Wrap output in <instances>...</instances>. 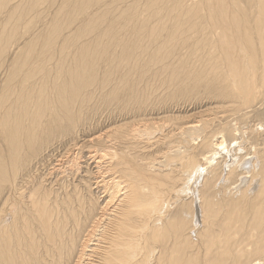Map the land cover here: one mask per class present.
I'll use <instances>...</instances> for the list:
<instances>
[{
  "label": "bare ground",
  "instance_id": "1",
  "mask_svg": "<svg viewBox=\"0 0 264 264\" xmlns=\"http://www.w3.org/2000/svg\"><path fill=\"white\" fill-rule=\"evenodd\" d=\"M0 264H264V0H0Z\"/></svg>",
  "mask_w": 264,
  "mask_h": 264
},
{
  "label": "rangeland",
  "instance_id": "2",
  "mask_svg": "<svg viewBox=\"0 0 264 264\" xmlns=\"http://www.w3.org/2000/svg\"><path fill=\"white\" fill-rule=\"evenodd\" d=\"M92 133H93V131H91V132L88 133L87 135H90V134H92ZM87 135H86V136H87ZM86 136H85V137H86ZM85 137L82 136L81 139H78V140H77V142H81ZM79 140H80V141H79ZM73 145H74L73 143L70 144V146H73ZM63 148H64V147H63ZM63 148L61 147V148L59 149V151H56V152H55V153H56V155H55L56 158H57V157L60 158V157H59V154L63 151V150H62ZM61 150H62V151H61ZM60 151H61V152H60ZM59 152H60V153H59ZM80 156H81V154L78 156V157H79V160H81V159H80V158H81ZM48 158H50V157H47V159H48ZM47 159H46V161H47L46 164H47L48 167L50 168L51 166H49V165L51 164L52 159H48L49 161H48ZM79 160H78V162H79ZM82 160H83V159H82ZM46 161H45V162H46ZM55 163H56V162H55ZM53 168H55V164L53 165ZM46 169H47V168H46ZM45 172H48V171L45 170ZM41 175L44 177V174H43V173H42ZM51 177H54V176L51 175ZM75 177H76V174L74 173V176H73V174H72L71 176L67 177V179H66L65 181L61 182L62 184L59 183V182H57L58 185L56 184L55 187L52 186V187H54V191L56 190V192L58 191V193L61 194L62 190L64 189V191H63L62 194H61V195H64L65 192H66L67 190H71L70 187H72V185L74 186L75 183H79L78 181H75V180L72 181L73 178L75 179ZM69 178H71V179L69 180ZM51 180L54 181L53 178H52ZM68 180L70 181V183L68 182ZM71 182H72V183H71ZM59 184H60V185H59ZM68 185H69V187H68ZM56 186H57V187H56ZM58 186H59V187H58ZM65 187H66V189H65ZM58 188H59V189L61 188V192H59L60 190H59ZM69 188H70V189H69ZM72 188H73V187H72ZM53 193H55V192H53Z\"/></svg>",
  "mask_w": 264,
  "mask_h": 264
}]
</instances>
